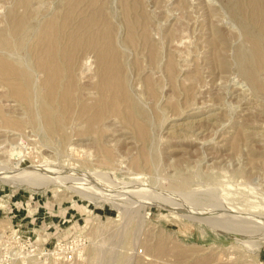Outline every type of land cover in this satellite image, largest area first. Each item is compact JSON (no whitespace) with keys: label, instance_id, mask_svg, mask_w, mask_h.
Segmentation results:
<instances>
[{"label":"rangeland","instance_id":"obj_1","mask_svg":"<svg viewBox=\"0 0 264 264\" xmlns=\"http://www.w3.org/2000/svg\"><path fill=\"white\" fill-rule=\"evenodd\" d=\"M67 1L31 2L14 47L30 111L0 97V264H264V64L249 66L256 91L239 1L78 0L68 32L90 22L109 59L102 113L97 50L78 51L75 86L66 78L52 103L34 70Z\"/></svg>","mask_w":264,"mask_h":264},{"label":"bare ground","instance_id":"obj_2","mask_svg":"<svg viewBox=\"0 0 264 264\" xmlns=\"http://www.w3.org/2000/svg\"><path fill=\"white\" fill-rule=\"evenodd\" d=\"M237 1H239L236 4L237 6L232 5V10L242 20L243 31L248 38V42L251 44V50H239L238 58L243 66L245 75L252 83L254 89L260 91L262 84L256 73L249 70V66L254 63L259 66L264 64V0ZM31 2H38V0H6L5 3L10 4V6L8 5L9 9L2 18L3 12L2 8H0V97L6 94L4 92L8 91L12 93L13 97L25 103L29 111L31 109V77L28 72L29 70L27 71L18 58L15 57L14 47L15 45L22 44L24 36L31 26V14L35 12H33L30 6ZM78 2V0H68L67 4L65 3L67 9H69L68 13L63 12L61 14L58 12L55 14L54 12V14L52 13L54 16L52 15L49 20V17H46L48 21L44 24L40 38L37 39L40 40L39 42L37 41L38 43L36 42L37 44L35 43L36 45H33L36 55L34 70L42 75L40 76L43 77L41 80L43 88H46V91H48V99H51L52 103L59 95V91L66 78L71 86H75L74 75L77 71L76 57L78 51L87 47L88 49L97 50L99 54V71L102 78L100 86L102 99L97 103V110L102 113L107 103V94L110 92L109 78L108 76L106 77L110 70L109 59L105 57L104 50L96 45L99 34L89 26L90 22L83 26L80 24L78 28L80 33L78 34L76 32H68L73 26V11L78 7ZM39 4L41 5V3ZM68 26L70 27L69 30H67ZM254 31H258V36L253 35ZM87 40L88 43H86ZM65 44L66 49L63 48ZM224 45L225 40H222L221 46L224 47ZM65 59L69 62L63 65L62 62ZM222 64L224 67L228 65L225 59ZM91 69L89 61H83L78 68V73L82 77L87 73H92ZM93 112L94 108L84 110L85 115ZM49 115L52 114L49 113ZM95 115H92L87 121L90 126H93L98 120L99 116ZM49 123L52 124L50 121Z\"/></svg>","mask_w":264,"mask_h":264},{"label":"built area","instance_id":"obj_3","mask_svg":"<svg viewBox=\"0 0 264 264\" xmlns=\"http://www.w3.org/2000/svg\"><path fill=\"white\" fill-rule=\"evenodd\" d=\"M27 242L31 243V237H28ZM51 255L53 254V256L59 260L63 259V260H69L73 257V252L72 251H63L62 249L58 248V249H54L53 251H51L50 253Z\"/></svg>","mask_w":264,"mask_h":264}]
</instances>
